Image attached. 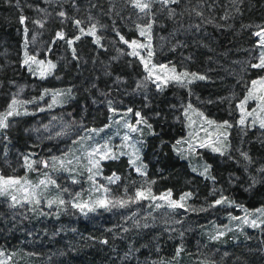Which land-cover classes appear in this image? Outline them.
<instances>
[{
    "label": "trees",
    "instance_id": "trees-1",
    "mask_svg": "<svg viewBox=\"0 0 264 264\" xmlns=\"http://www.w3.org/2000/svg\"><path fill=\"white\" fill-rule=\"evenodd\" d=\"M71 7L68 9L67 5L63 10L59 1L19 0L17 6V0H0V105L7 102L9 90L25 80L34 81L39 90L61 80L63 85L74 87L69 118L101 126L106 123L108 112L107 99L100 95L101 90L109 88L114 96L120 97L128 93L130 97L121 98L126 104L135 106L146 102L156 116L151 121L153 132L143 146L148 174L155 180V186L161 184L176 189L186 180L188 190L191 186L199 190L196 204L205 207L211 204L214 197L207 191V183L194 184L201 178L188 173L184 159L174 150L173 143L182 132L177 122L186 102L218 119L238 115L237 105L251 82L264 75V70L250 66L258 62L260 50L254 33L264 26V0H180L178 5L169 6L175 10L173 15L156 3L152 6L153 16L140 13L128 0H75ZM60 11L66 12L67 18L58 16ZM196 12L203 15L198 16ZM43 13H49L44 23L43 56L51 54L56 61V69L48 78L32 75L22 60L24 28ZM20 15L27 18L25 25L20 23ZM75 20H80L84 26L95 24L103 45L95 44L89 35L81 36L72 45L77 59H73L65 40L56 38L58 31H63L66 39L77 36ZM152 21L155 59L171 61L179 69L206 77L180 89L176 97L172 89H167L161 94L154 90L153 95L141 99V93L131 92L135 83L132 68L128 72L126 61L117 56L124 43L116 31L131 40L139 35L137 25ZM254 135H248L250 140L246 142L251 162L243 163L245 173L240 168V172H235L232 167H222L219 160H213L214 174L224 187L229 188L230 182H236V177L243 173L251 179L243 184L248 188L245 191L239 183L235 198L252 208L264 205V172L259 171L264 167V137ZM104 168L119 174L120 184L131 190L140 181L126 157L108 161ZM208 214L194 216L191 223L190 219L186 220L187 225L180 228L182 231L172 234H168L164 223L140 232L125 211L106 209L90 217L65 219L66 225L62 228L42 219L37 230L28 232L27 224L19 223L8 202L0 199V246L30 254L31 257L27 255L20 264H164L163 259L175 258L178 248L216 263L264 264V227L260 231L250 230L235 241L212 244L198 236L200 228L210 223ZM182 234L185 235L180 238ZM105 240L107 243H103ZM158 245L161 248L154 251Z\"/></svg>",
    "mask_w": 264,
    "mask_h": 264
},
{
    "label": "rangeland",
    "instance_id": "rangeland-1",
    "mask_svg": "<svg viewBox=\"0 0 264 264\" xmlns=\"http://www.w3.org/2000/svg\"><path fill=\"white\" fill-rule=\"evenodd\" d=\"M56 1H59V6L63 10H65L64 7L67 5L68 9L71 5H75L73 0H44L46 3ZM48 16L49 13L38 15V18L34 21H39L40 23H33L31 21L27 26V34H25V40H27L26 48L25 40L23 41L22 60L25 59L24 53L27 51L30 56H35L37 61H45L44 65L30 62L31 74L40 78L50 77L56 69L48 71L47 62L51 61L56 65V61L51 57V54L43 56L46 46L45 41H43V36L46 33L44 23L48 19ZM40 24H43V27ZM81 27L87 31L91 26L81 25ZM77 35L81 37L87 34H81L78 29ZM149 35L151 37L150 40L148 38ZM92 38L94 39V37ZM132 40H137L138 43L144 45L150 44V50L154 53L150 58L151 62L148 64V68L152 70V78L145 79L148 76V71L145 70V66L139 57L129 55L132 48L124 44V46L120 45V49L118 50L117 56L120 55L126 61L125 66L129 69L128 72L132 68L131 74L135 78V83L133 82V91L131 92L141 93V99L145 96L153 95L154 90L161 94L167 89H172L174 92L173 96L176 97L180 89H186L192 83L199 80L193 79L191 76L192 73L200 75L197 72L179 69L171 61H159L157 58L155 59L156 50L154 47L153 27L150 33L146 30L145 36H141L139 31L138 37L128 41ZM60 44L63 43L60 42ZM69 48L72 51V48ZM137 51L145 59H148L145 49H137ZM47 53H49V50ZM135 63L136 67L141 68L142 71L135 67ZM152 65H156L157 67L152 69ZM160 65H167L168 67L160 68ZM172 67H175V73L171 72ZM26 68L29 70V66H26ZM42 71L44 72L43 77L41 76ZM183 72L190 74L188 77L182 78L186 86L171 79V77ZM157 76L161 77L156 83L161 84L162 90H158L156 83L152 82ZM262 77L264 75L254 80H259ZM165 80H167V83H165ZM188 80H192V82L187 83ZM53 83L52 86L39 90L34 81L25 80L17 85L15 89L13 88L14 90H9L7 102L0 105V113H3L7 110L8 104L13 97L23 102L15 106L21 114L9 117L8 123L10 127L6 130H0V177L20 180V184L16 185V189L18 190L12 192L13 195L17 196L20 203L13 206L10 197H0V199L8 202L14 212L15 219L19 223L23 222L27 224L25 228H28V230L26 229L28 232L37 230V227L41 226L42 219H48L51 225L53 224L52 226L55 223L56 228H62L66 225L65 219L72 221L81 217L93 216L98 210L105 208H97L96 211L88 212L85 215L78 208L73 207L72 204L83 201L93 202L97 199L112 201L115 206L109 204L106 210L125 211L128 214L129 220L132 218V222L135 223V227L140 232H146L147 229L159 226L161 223H164V226L169 230L168 234L177 233V231L181 232L180 228L182 226L184 228L187 225L186 220L190 219L191 223L194 216L203 217L205 213H209V218H211L209 219L210 223L205 228H200L198 236L199 238L202 236L203 239L212 244L235 241L250 230H262L264 227V223H262L264 215H261L257 210L264 209V205L252 208L235 198L239 192V183L245 191L248 188L247 185L243 186V184L251 182L250 178L243 176L246 172L245 164L243 163L247 164L249 161L245 160L241 155V153H247L250 157L251 151L249 146L246 145V142L250 140L248 135L253 136L255 134L264 137V133H262L264 129L259 127V120L264 119V112L257 108L258 101L250 100L245 106V111H251L253 108H256L257 111L251 117H246L244 125L238 123L242 115L239 108L238 115L235 118L233 115L226 119H218L213 114L206 112L204 109L202 110L190 102L184 103L182 114L177 122L182 132L179 136L177 135L173 147L176 154L184 159L189 169L188 173L194 177L199 176L201 178H195L197 183L194 184L207 183L209 187L207 191L212 194L211 196L212 198L214 197V200L205 207L203 204L195 203L198 198L196 192L199 190L193 186L188 190L186 188V184H188L186 180L185 184L174 189L162 186L161 184L156 187L155 180L149 176L148 166L143 157V146L147 136L153 132L151 121L156 116L151 112V107L148 103L138 102L135 106H132L130 103L126 104L125 100L121 99L130 97L128 93L120 97L114 96L109 88L102 89L100 95L105 100L107 99L108 103L106 123L101 126L83 124L69 118V107L73 103L74 87L63 85L61 80H55ZM138 84L142 86L137 87ZM250 88H252V84H250L248 90ZM69 89L71 90L70 92ZM248 90L244 97L247 95ZM254 91L256 95H264V88H261L259 84L256 85ZM56 93L60 94L54 95ZM134 101H136L135 98ZM189 104H191V108L188 107ZM110 108L116 109V112L110 111ZM129 108L133 110L131 113L127 112ZM135 112H140L147 123L136 125L138 131L132 132L125 127V123L136 124L137 117L135 116ZM207 120H212L215 123L209 125ZM224 121H228L232 126L217 127V125L223 124ZM252 121H255V123H252ZM148 125H151V128ZM253 129H257L258 131L252 133ZM125 135L129 136V140H124ZM177 141H181V143L178 145ZM201 144L205 146L201 147ZM104 145H107V149L104 148ZM95 148H99L100 152L89 157L88 153L92 152ZM213 148H220L224 154L221 155L220 152H214ZM105 151L108 152L109 157L115 156L116 158L100 160V168H93L92 173H89L88 168L92 167L89 160H99L100 155L104 154ZM25 155L30 157L29 163L32 161H37L38 163L33 164L31 169L27 168L23 159ZM137 156L139 159H136ZM53 157H57L58 160L53 162ZM122 157L127 158V162L134 170L136 167L141 168V172L139 173L135 170L140 181L137 182V186L133 190L120 184L121 176L119 174L113 172L110 168L107 170L104 168L106 162L118 160ZM214 158L219 160L222 167L225 166L228 169L232 167L233 171L240 172L241 170L244 173L241 176H237V181L230 182L229 188H226L217 180L218 178L214 174L216 173L213 171ZM60 160L64 161L63 166L59 163ZM131 160H136V164L132 165L130 163ZM40 161H48L50 166L45 168L43 164L39 163ZM69 161L71 163H68ZM209 165L210 168L205 172V167ZM97 172L99 174L94 176L96 183L93 184V181L89 180L88 177ZM113 173L119 176L120 179L114 183H110L107 178L112 177ZM49 179L55 180L56 184L47 183ZM41 180H45L46 184L41 185ZM74 180L76 181L75 183L73 182ZM25 181L28 183H25ZM101 186L107 187L109 191L105 193ZM98 187H100V191L96 190ZM25 188L28 190V193L35 194L34 196H28V200L31 202H25L24 200L26 195ZM64 189H67V191H64ZM141 189L150 191L151 195L155 197L166 195L170 191L171 196L166 197L164 200L143 199L133 202L129 199L130 197L134 198L136 191ZM77 193H79V196L76 195ZM181 196L185 197L183 201L180 199ZM36 199L40 201L39 204L35 203ZM60 199L65 201L63 205L58 203ZM218 199H222L223 203L213 206L214 202ZM168 200L182 203L184 207L170 208L168 207ZM262 200H264V197ZM49 201H54L55 203L49 207ZM117 201H127V203L124 206H120L119 203H116ZM157 204L161 205V207H156ZM233 217H237V219H233ZM245 219L249 221L256 219L257 224L260 226L253 227L250 224H245ZM30 223H33L34 226H31ZM183 235L185 234H182L180 238ZM160 248L161 245H158L154 251H159ZM214 248L215 250L218 249L217 247ZM179 250V254L176 253L173 260L163 259L162 263L223 264L210 261L209 259L194 257L192 254L187 253L184 248H180ZM0 253H3V255H0V261H3L4 264H20V261H25L30 256V254H26L22 250H11L5 246H0Z\"/></svg>",
    "mask_w": 264,
    "mask_h": 264
},
{
    "label": "snow or ice",
    "instance_id": "snow-or-ice-1",
    "mask_svg": "<svg viewBox=\"0 0 264 264\" xmlns=\"http://www.w3.org/2000/svg\"><path fill=\"white\" fill-rule=\"evenodd\" d=\"M73 3H75V0H73ZM128 3L131 5V7L137 9L140 13H145L146 15H149V16H153L154 15L152 13L153 4L159 3V4L163 5L164 8L169 10V14L170 15H173L175 10L171 9L169 6L173 5V4H177L178 5L180 3V0H128ZM17 6H19V0H17ZM196 14L198 16H202L203 15V13H201V12H196ZM57 15L60 16L61 18H67V14L64 11L58 12ZM26 20H27V18L24 15H20L19 21H20V23L22 25L26 24ZM153 22L154 21L149 22L145 26L137 25V27L139 28L141 36H145L146 30H147V32L150 33ZM35 23H40V22L39 21H35ZM74 24L79 29V32L81 34H87L89 36L94 37V41L93 42L95 44H97L98 46L103 47V45L101 44V37L99 35H97V26L95 24H92L91 27L87 31H85V29L83 27H81V21L80 20H75ZM40 26L43 27V24H40ZM101 27H103V26H101ZM27 31H28V29H27V27H25L24 28L25 34H27ZM116 35L119 36V39H120L121 42H123L124 44H127L130 48H132V51L129 53V55L139 57L141 62L144 64L145 70L148 71V76L145 77V79H151L152 78V70H150L148 68V64L151 62L150 58L154 54L150 50L151 45L150 44H148V45L140 44V43H138L137 40L128 41V40H126L124 38V36L120 35L119 31H116ZM254 35L259 38L258 41H257V45H258V48L261 49V50L259 52L258 62L257 63H253L250 66L252 68L264 70V27H261L258 31H256L254 33ZM56 38L60 39V40H65V42L68 44V46L72 47L74 42L78 41L81 37H80V35H77L74 38L66 39L65 33L63 31H58L56 33ZM148 38H149V40L151 39L150 35H149ZM53 43H55V40L53 41ZM26 47H27V40H25V48ZM137 49H145L148 59H145L144 56H141L140 52L137 51ZM72 52H73V59H77L78 57L76 56V50H75L74 47H72ZM24 56H25V59L23 60V65L29 66V71H32L31 66H30V62L31 63H35V64H39V65H44L45 64V61H43V60L37 61L36 57L35 56H30L27 53V51H25ZM156 67H157L156 65H152V69H155ZM159 67L160 68H167L168 66L167 65H160ZM55 68H56V65L54 63H52L51 61L47 62V70L48 71H50L51 69H55ZM171 72H173V73L176 72L175 67L171 68ZM189 75H190L189 73L183 72V73H180L178 75H175V76L171 77V79L175 80L177 83H180L183 86H186L185 82H184V80L182 78L183 77H188ZM41 76L42 77L44 76V72L43 71L41 72ZM191 76L193 77V79H199V80L206 79V77L204 75H197L196 73H192ZM160 79H161V77L157 76L152 82L156 83V81H158ZM191 82H192V80H188L187 81V83H191ZM165 83H167V80H165ZM251 84H252V88H250L248 90L247 95L237 105V107L242 112L241 118H240V120L238 122L240 125H244L246 117H251L253 115V113H255L257 111L256 108H253L251 111H245V106L248 104V102L250 100L258 101L257 108H259L260 111L264 112V95H256V93L254 91V89L256 88L257 84H259L261 86V88H264V77L260 78L259 80H253L251 82ZM141 86L142 85H139V84L137 85V87H141ZM156 87H157L158 90H162L161 84L156 83ZM70 91L71 90L69 89V92ZM59 94L60 93H56L54 95H59ZM19 103H23V102L19 101L15 97H13V99L8 104L7 110L5 112H3V113H0V130H6L7 128L10 127V124L8 123L9 117L21 114L15 107ZM109 104H111V102H109ZM49 107H51V105H49ZM188 107L191 108L192 107L191 104H189ZM110 111L115 113L116 109L110 108ZM132 111L133 110L131 108H129L127 110L128 113H131ZM185 114H187V113H185ZM201 115H203V114L201 113ZM135 116L137 117L135 125L127 123V122L125 123V127H127L132 132L138 131V128H137L136 125H139L141 123H145V124L147 123V121L141 116L140 112H135ZM207 123L209 125H212L215 122L212 121V120H207ZM252 123H255V121H252ZM225 126L226 127H231L232 125L229 124L228 121H224L223 124L217 125V127H225ZM148 127L151 128V125H148ZM259 127L264 129V119H260L259 120ZM124 140L125 141L129 140V136L125 135ZM176 143L179 145L181 143V141H177ZM200 146L204 147L205 145L201 144ZM104 148L107 149V145H104ZM212 150L214 152H220L221 155L224 154L221 151L220 148H213ZM98 152H100V149L99 148H95V149H93L92 152H89L88 155H89V157H92ZM241 155L244 157L245 160H248L249 162H251V158L248 156L247 153H241ZM107 158L115 159L116 157L115 156L109 157L108 156V152L105 151L104 154L100 155L99 160L90 159L89 163L92 165V167L88 168L89 173H92L93 168L99 169L100 168V160H104V159H107ZM23 159L25 161V164H26L27 168H29V169H31L33 167V164L38 163L37 161H32L31 163H29L30 157L28 155H25L23 157ZM136 159H139V157L137 156ZM52 160H53V162H56L58 160V158L57 157H53ZM39 163L43 164V166L45 168L50 166L48 161H40ZM59 163L61 164V166H63L64 161L60 160ZM68 163H71V161H69ZM130 163L132 165H135L136 164V160H131ZM209 168H210V165L206 166L205 167V172H207ZM135 170L138 173L141 172V168L140 167H136ZM259 171L260 172H264V167L260 168ZM97 174H99V173L98 172L94 173L92 175H89V177H88L89 180L93 181V184L96 183V181L94 179V176L97 175ZM141 174H145V173H141ZM113 177H114V179H113ZM107 179L109 180L110 183H114L116 180H119L120 177L116 176L115 173H113V176L112 177H108ZM73 182L75 183L76 181L74 180ZM25 183H28V182L25 181ZM47 183L55 185L56 181L52 180V179H49L47 181ZM19 184H20V180H18V179H14V178L5 179L3 177H0V197H5V196L10 197L11 201L13 202V206H15L16 204L20 203V201L17 199V196L12 194L13 191H17L18 190V189H16V185H19ZM40 184L41 185H45L46 181L45 180H41ZM101 187L103 188V191L105 193H107L109 191V189L107 187H103V186H101ZM96 190L100 191V187H98ZM24 191L26 193V195L24 197L25 202H31V201L28 200V196L29 195H33L34 196L35 194L34 193H28V190L26 188L24 189ZM64 191H67V189H64ZM76 195L79 196V193H77ZM188 195H190V194H188ZM170 196H171V192L170 191L166 195H161L160 197H155V196L151 195L150 191L141 189V190H137L136 191L134 198L130 197L129 199L132 200L133 202L139 201V200H143V199H152V200L160 199V200H164V199H166V197H170ZM180 199H181V201H183L185 199V197L181 196ZM35 203L39 204L40 201L38 199H36ZM53 203H55V202L54 201H49L48 202V206L51 207ZM58 203L60 205H63L65 203V201L63 199H60L58 201ZM116 203H119L120 206H124L125 203H127V201H117ZM222 203H223V200L222 199H218V200H216L214 202L213 206L220 205ZM109 204H112V206H115V204H113L112 201H110L108 199H97V200H95L93 202H88V201L76 202V203H73L72 206L75 207V208H78L82 213L87 215L88 212H94V211H96L97 208H105V209H107L109 207ZM156 207H161V205L157 204ZM168 207L175 209V208H183L184 205L182 203H178L175 200H168ZM85 210H87V211H85ZM257 211L260 212L261 215H264V209H258ZM233 219H237V217H233ZM244 223L245 224H250L253 227H259L260 226L259 224H257V220L256 219H253L251 221H249L248 219H245ZM262 223H264V221H262ZM221 235H223V233H221ZM213 239H215V237H213ZM103 243H107V241L105 240V241H103ZM179 251L180 250L178 249L177 250V254H179ZM0 255H3V253H0ZM0 264H4V262L0 261Z\"/></svg>",
    "mask_w": 264,
    "mask_h": 264
}]
</instances>
